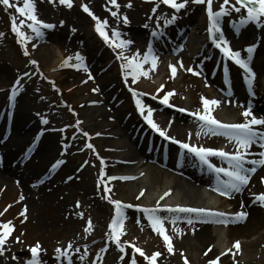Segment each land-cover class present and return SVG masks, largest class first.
<instances>
[{
  "label": "rangeland",
  "instance_id": "1",
  "mask_svg": "<svg viewBox=\"0 0 264 264\" xmlns=\"http://www.w3.org/2000/svg\"><path fill=\"white\" fill-rule=\"evenodd\" d=\"M156 1L117 0L120 5L117 9L109 3V0H72L71 8L61 4L59 0H33L37 18L43 24L52 25L47 30L39 26L41 32L39 36L27 26L32 21L16 11V6H23V0H10L13 5L11 7L0 4V33H3V38H0V89L8 88L11 83H16L20 79L15 88L18 91V98L28 105V118L37 119L32 136L38 132L51 136V144L48 146L51 145V149H54L52 155H55L56 162L65 160L66 154L73 152L70 160L76 174V176L71 174L74 179L71 184H68L67 190H59L54 185L53 189L57 191V194L48 198L46 193L51 191V186L43 188L47 190L42 193L38 188V194L33 197L31 206L27 207L24 200L18 197L13 202V218L3 220L1 217L4 214L1 215L0 222L12 221L14 230L3 245L0 264H26L31 256L30 246H34L37 242L41 245L39 258L43 264H67L64 263V259L69 256L73 258L71 264H91L92 254L105 243L106 233L110 231L108 225L113 212L115 213V205L111 203V200H119L122 204L133 207L123 208L125 219L121 240L136 243L148 256L154 252H163L156 259V264H185V258L188 264H208L205 261L213 260L205 257L195 258V252L200 247L199 236L204 230L205 223L209 224L213 235L221 234L218 242L222 243L223 248L220 253L218 251L217 257L231 250V246L228 245L230 238L227 236V223L218 222L225 217L197 216L187 213L158 214L166 218L164 220L165 234L170 236L174 249L173 253H169L163 238L156 237L158 233H150L138 213L134 212L135 208L152 207L157 201L161 205H175L172 194L185 188L198 189L207 195L206 188L202 190L199 188L203 185L204 171L201 166L196 165L197 163L172 160L163 164L159 160V164L148 161L147 165H142L148 154L159 159V150L154 145L152 148L148 147L144 141L138 145L125 134L130 125L129 121L124 122V119L135 113L132 109H128L127 105L136 104V99L141 101L145 109L143 113L138 111V114L144 116L149 108L152 109L151 119L169 137L197 147L211 149L220 147L218 149L229 153L234 152L237 147L235 141L231 140L226 144L218 134L213 135L208 132L206 126L202 128L201 122L197 119L176 117L175 113L169 111L163 113L155 103L153 105V102H147V97L160 99L171 92L172 95L168 99L171 106L205 114L201 98H206L204 94L209 93L210 90L204 91V85L198 81V78L205 79L208 74L204 71L206 69L209 71V66H200L201 74L194 69L185 75V67L190 64L187 65L180 56H175L176 53L167 54L163 56V59L161 57L157 59L159 63H156L155 68L150 61L141 63L142 70L147 71L148 76H140L136 83H132L133 77L130 74L132 69L123 68L122 65L126 61L117 58L120 49L105 43L103 37H97L95 35L96 21L93 20L92 23L80 9L82 4H86L101 21L107 20L105 31L109 36L113 30H116L120 33V39L131 41L123 49L124 54L132 57L139 53L137 62H140L146 52L144 49L148 48L147 40L170 36L175 38L174 31L178 26L180 27L181 23L188 25V22L192 21L193 25L201 31L206 26L203 10L206 4H196L188 0L185 6L186 16L182 12L175 16L174 12H170L172 9L166 11L160 9ZM129 2L131 7H127ZM222 3L223 0H213V10H219ZM234 4L235 0H230L225 7L231 9ZM236 6L239 7V5ZM154 7L155 12H153ZM112 11L118 12V16H112ZM192 14L194 21L193 18L188 17ZM228 14L229 17L224 19L227 26L236 23V19L246 15V10L242 9L240 13L230 10ZM125 16L128 19L127 24L123 22ZM13 17L20 30L29 37L28 39L21 41L11 30ZM167 19H170L173 24L167 25ZM20 20H25L23 26L20 25ZM135 30L142 32V36L135 35ZM245 30L246 35L242 34L235 39L226 32L233 47L242 51L245 49L244 46L247 48L255 45L264 50V18H261L260 26L251 23L240 29L242 33ZM50 47L55 55L58 53L60 56L59 65H56V68H47L42 58L41 49ZM77 54L83 57L82 64L76 59ZM62 61L64 63L60 65ZM78 64L80 67H75ZM166 66H174L175 74H169ZM180 77H183L181 81L178 80ZM2 78L8 80L2 82ZM104 84L111 85V94L117 93V86H119L124 93L121 97L127 99V105L117 100L112 111L111 107L114 103L106 102L107 97L102 92ZM161 86V91L156 94ZM133 90L137 93L135 97ZM209 107L211 115L225 123L238 120L239 115H242L244 111V109H233L229 117H219L215 105ZM89 114L93 115V118L88 120L86 116ZM45 120L47 123L43 122ZM241 121L245 122V118ZM197 132L200 134L197 135ZM3 133L4 129L0 132V141ZM222 137L227 136L222 135ZM89 144L92 145L91 148L87 147ZM100 160H103L106 165L105 170ZM130 167L138 168L137 176L134 180L122 179L120 170ZM49 169L50 167L47 169L40 167L36 161L28 163L21 173L28 179L32 176L36 180L44 176ZM64 174L68 176V172L62 173L63 176ZM111 176L120 178L110 179ZM151 176L158 180L163 178L169 180L171 186L168 188L171 190V195L161 200L159 197L164 193L163 190L154 188L152 193L150 191L154 183L151 186L148 183L140 184L147 178L151 179L149 178ZM34 180L30 189L37 188ZM105 186L110 189L108 193L104 191ZM13 187L17 188V186H10L9 189ZM141 191L144 193L142 196ZM260 191L264 192V189ZM19 192L21 193V190ZM200 196L202 199L194 203V207L212 208L216 212L226 214L233 213L231 207L225 203V198L218 196L212 198L207 195L206 197L211 199L208 200L203 195L200 194ZM156 199L158 200L155 201ZM184 203L187 204V201ZM24 209H27L26 219L20 215ZM173 217H177L175 224L171 223ZM189 218L193 220L191 225L187 223ZM89 219H91L92 227L86 232L85 228ZM254 223L255 231L246 238H239L238 241L242 244L258 241L256 251L240 255L232 253L229 260L233 259L236 263L264 264V206L261 207V212L255 215ZM40 226L44 228H39ZM69 243L72 244L71 249H68ZM109 247L106 264H119L122 256L112 244H109ZM56 248L67 249V256L57 257Z\"/></svg>",
  "mask_w": 264,
  "mask_h": 264
},
{
  "label": "snow or ice",
  "instance_id": "2",
  "mask_svg": "<svg viewBox=\"0 0 264 264\" xmlns=\"http://www.w3.org/2000/svg\"><path fill=\"white\" fill-rule=\"evenodd\" d=\"M61 4H64L68 6L69 8L72 7V0H59ZM161 2L165 5L170 6L172 9H175L179 11L180 9L184 8L186 4L188 3V0H182V2H177V0H161ZM193 3L196 4H206V13L208 18V37L212 40L214 46L218 48L224 55L225 58L230 59L233 61L236 65H238L241 69L244 70L245 73L248 75L246 76V82L251 87L252 79L254 78L255 74L252 72L251 67L249 66V62L252 58V53L255 50V45H251L246 49V52L248 53L247 59L242 58L241 53L239 51H234L229 41L225 38L223 31L221 29L220 21L221 18L228 14L230 10H234L237 13H240L242 9L246 10V15L242 16L239 25L237 26V30L239 27H242L249 22H255L257 26H260L261 18H264V0H235V4L232 5L231 9L226 8L225 6L230 3V0H223V3L220 5L219 10L214 11L213 10V0H192ZM109 3L112 4L115 8H119L120 5L117 3V0H109ZM0 4H3L7 7L13 6L10 3V0H0ZM236 5H239L237 7ZM131 3L127 5V7H131ZM84 12L88 13L93 20L96 21L95 24V31L103 37L105 43L110 44V46H114L117 49H120V51L117 53V58L122 59L126 61L125 64L122 65L123 68H131L132 72L130 73L133 77L132 83H136V80L140 76L147 77L148 72L143 71L141 67V63H147L149 61V58H151V64L152 67L155 68L156 65V57L151 55V49L149 48L148 52H145L143 54V61L137 62L139 53L135 54L132 57L126 56L124 54L123 49L126 48L131 41H126L123 39H120V33L116 30H113L111 33V36L108 35V33L105 31V28L107 26V20L101 21L98 17L95 16L94 13L91 12L89 7L86 4L81 5ZM16 11L22 15L27 17V19L31 20L32 23L28 24L27 26L36 33L37 36L41 35L40 27L43 26L45 28H51L52 25L50 24H43L42 21H40L37 16L35 15V5L33 3V0H23V6H16ZM156 11V8H153V12ZM111 15L116 17L118 16V12L112 11ZM123 22L125 24L128 23V19L125 16L123 18ZM172 21L169 20L167 23H171ZM20 25L23 26L25 24V20H20ZM11 30L17 35V37L22 41L23 39H28L29 37L25 36V33L20 30V28L17 26L15 17L11 20ZM3 33H0V36H2ZM25 54H27L25 52ZM76 59L83 63V57H81L79 54L76 55ZM31 63H36L35 61H31ZM67 63V61H65ZM75 67H80V64L75 65ZM172 68L173 74H175V67L170 66ZM187 71H192L191 68L187 69ZM225 73H227V68H225ZM15 93H13L14 95ZM134 97L137 95L135 90H133ZM172 95V93H168L164 96L162 99V103L167 104L168 103V96ZM11 98V97H10ZM203 102V106L205 109V114H200L199 112L193 113L194 116L198 118L199 121H202L203 124L201 127H207L208 132H211L213 135L221 134L229 137L231 140L235 141L237 147L236 150L232 153L226 152L222 149L215 150L211 148H204V147H197L194 145H190L188 143H182L180 141H175L176 143L180 144V147L182 149H187L189 153L195 154L196 157L199 158V160L206 164L209 169H211L213 172L216 173L217 177L219 178L220 174H223L225 177H227L226 180L221 181L220 183L223 185L222 188H217L216 191H218L221 195L228 196L231 192H240L242 191V188L249 184V181L251 179V174L255 173L257 171V166H264V151H261L259 153V159H252L248 160V150L256 143H260V147L264 148V132L259 131L254 126H264V118H257L254 116L250 110V108L243 111L241 114L245 118L244 123H236V124H224L221 121L215 119L211 115V109L210 105H218L219 101L217 100H208L206 98H201ZM137 109L143 113L144 112V106L142 105L141 101L139 99L135 100ZM181 111H185L184 109H181ZM152 117V109H148L147 115L144 117L145 120L148 122V124L156 131L160 133L161 136H165L168 139H175L172 137H167L166 132L164 130H161L159 126L151 119ZM250 117V119H249ZM44 123H47V121H43ZM200 133L197 132V135ZM84 135H88L87 133H84ZM87 147L91 148L92 145H87ZM211 156H218L222 159L226 160L228 167H216L212 163H210L208 157ZM62 161H57L56 164H54L52 167H57ZM250 164L252 167H246L245 165ZM103 172V170H102ZM110 179H117V177H110ZM122 179H128L127 177H123ZM264 179V178H262ZM105 193H108L110 189L105 186L104 188ZM144 193L141 191L140 195L142 196ZM169 193L165 192L164 195L167 196ZM255 199L261 203L262 206H264V192L254 194ZM108 198V197H106ZM139 198V197H137ZM20 199H23V196L20 197ZM163 199V197H161ZM111 203L115 205V215L113 216L111 222L109 223L108 227L110 229L109 233H106L108 238L110 240H113L116 242L117 247L120 249L121 252L124 251L123 247L120 246L121 241L120 237L123 235V221L125 219L123 208L125 207H132V205H124L119 200H111ZM8 207H11L9 205ZM139 207V206H137ZM161 207H168L163 206L157 203L156 208L149 209L144 208L143 211L147 214V219L151 225V228L153 231L158 233L160 236H162L165 245L167 247V250L169 253H173V245L171 243L170 236L166 235V229L164 227V220L166 218L161 217L156 214L157 209ZM169 211L173 212H184V213H195L197 216H215L218 218H224L229 215L235 217V220L233 222L246 219L248 216L247 212L240 211L236 212L234 214H226L222 212H215L213 210L204 209V208H188V207H181L176 206L175 208L168 207ZM4 211H7V208L4 209ZM27 209H24L21 211L20 215L23 216L25 219L27 218L25 213ZM3 212H0V215H3ZM177 220V217H173L171 219V223L175 224ZM218 222L227 223L226 219H220ZM187 223L191 225L193 223V220L189 218L187 220ZM92 227L91 219L87 222V227L85 228V231H89ZM14 227L12 225V221L7 222H0V254L3 253V245L5 244L7 238L11 235L13 232ZM175 231H180L179 229H174ZM17 241H19V237H17ZM127 243V242H124ZM234 248L239 250V242H234L233 245ZM72 248V244H68V249ZM104 249H102L103 251ZM210 250V249H209ZM31 251V259L26 261V264H43V262L39 258V252L41 251V245L39 242H37L34 246H30ZM79 251V249H77ZM134 251L139 253L141 256L144 257L146 261H148V264H156V259L161 254L159 252H154L151 256L146 255L140 248L135 247ZM231 251V250H229ZM55 252L57 253V257L59 256H67V249H61L56 248ZM207 254V253H205ZM226 253H221V255H225ZM83 259V257H81ZM123 259V257H121ZM220 257H216L214 260H211L208 262V264H217ZM69 264H71V260H69ZM131 264H136L135 259L131 261ZM185 264H188L187 259L185 258Z\"/></svg>",
  "mask_w": 264,
  "mask_h": 264
},
{
  "label": "bare ground",
  "instance_id": "3",
  "mask_svg": "<svg viewBox=\"0 0 264 264\" xmlns=\"http://www.w3.org/2000/svg\"><path fill=\"white\" fill-rule=\"evenodd\" d=\"M246 32L247 31H244L242 33V31L237 30V28L232 27L230 35L232 37H237L239 34H244ZM141 33L142 32H140L139 30L134 31V34L137 35L138 37L142 36ZM50 49L51 47L41 49L42 56H43L42 58H43V61L47 64V68H54V67L56 68L57 67L56 65H58L59 63L60 56L58 53L55 55V52L53 53ZM239 77H242V75H239ZM239 77L238 75L232 77L231 82H230L235 87L233 88L235 89V91L234 92L232 91L234 98H236L238 91H240L238 89V85L244 84L243 77L241 79H239ZM233 78H236L239 81H237L236 79L233 80ZM257 78H258V74H256L252 80L254 84L257 87H259L257 83L258 81ZM7 80H8L7 78H2L1 81L6 82ZM109 88H110L109 84L103 85L102 92L106 94L107 99L108 97L112 96ZM9 91H10V88H3L0 91V111H2L4 107L5 100L12 103L10 98H7V96L9 95ZM218 101H219V104L215 105L216 109L218 110L217 116L229 117L233 113L232 111L235 108L233 106L234 104H232L230 99H218ZM260 102L261 101H259V103L256 104L255 102H252L251 100H249L248 104L246 105L253 107V110L255 111L254 112L255 114H253L254 116H256L257 118H264V113H261L262 110L259 109L257 111L256 109L257 108L256 105L260 104ZM263 110H264V106H263ZM14 114H16L17 116L15 118V121L11 120L12 122L10 123L9 128H6L5 119H3L0 116V132L3 129L2 124L4 122L5 129L3 133V138H7V142L0 143V148L6 149L5 153L0 158L3 161L0 163V212L4 213V216L1 217L0 215V217L3 218V220L4 219L8 220L9 218H13V215H14L13 214L14 213L13 202L16 201L18 197L23 196V200L25 201L27 206H31L32 204L31 201L33 197L37 195L39 191V190L30 189L28 182L25 183L26 180L20 178L18 175H16V177L18 180H20V183H17L14 177V168H17L19 165V155H20V152L23 146L26 145V147H30V145L33 144V142H31L32 134H33L31 133V128L35 127L37 123V119L28 118L29 109L27 107V104L23 103L20 100L16 101ZM91 114L87 115L86 119L89 120L90 118H93V115L91 116ZM257 127H258L257 129L264 130V126H257ZM48 144H51V136L49 134H44L40 145L32 151V155L30 157L29 162L31 163V162L37 161L40 167H43L46 169L49 168L51 164L55 163V162L52 163V161L55 159V155H52L51 152L45 148ZM261 151L262 149L258 148V143L254 144L248 150L251 160L259 159L260 158L259 153ZM73 154H74L73 152H68V154H66V159L61 164H59L60 165V168H59L60 170L58 172L59 174L56 175V180L55 182H53L56 184L59 190L68 189V187L63 188L65 186V183L60 178L62 176V173L68 172L69 175L72 174L76 176L75 168L73 167L72 161L70 160ZM155 162L156 161H154V163ZM225 164L226 162H221V166H224ZM2 165H5L6 167L2 168ZM142 165H147V163L144 162ZM137 169L136 167H130V168H124V169H121V170L119 169V170L121 172L122 178L127 177L128 179H125V180H131V179L134 180L135 176H137L136 175ZM149 178L151 179L147 178L140 184L148 183L151 186V184L154 183L153 187L152 186L150 187L151 193L153 192L152 189L156 188V189L163 190L164 193L168 192L171 195V190L170 188H168L171 186V182H169V180H167L166 178L158 180L157 178L152 177V176ZM262 178H264V166H261V169L256 172L253 178L250 179L249 184L242 188V191L231 192L228 195V201L230 205L232 206L233 214L236 212L244 211L248 213V216L246 219L239 220L236 222H233L235 220V217L233 216L226 217L227 221L230 219V221H228L227 223L228 224L227 236H229L230 238V242L228 245L231 246V251L223 252L226 254L219 256L220 259L217 262V264H249V263H241V262L236 263L235 260L233 259L229 260L228 258L230 255H232V253H237V255H240V254H247V253L256 251V248L259 245L258 241L244 242L243 244L239 243L240 245L239 250L234 248L233 245H234V242L238 241L239 238H242V237L246 238L255 231L254 230L255 229V223H254L255 215L258 214V211L261 208L258 206L259 201L251 204L249 201V197L255 198L254 194L260 193L258 187L259 185L264 183V179ZM16 184H17V188L13 187V189H9L10 186L11 187L16 186ZM51 185H52V182L43 183L40 187L41 193L47 190V189L44 190L43 188L45 187L48 188ZM205 186H207L209 189H213L214 187L217 188V186H215V184L211 182H207ZM19 190H21V193L19 192ZM46 194H48L47 196L48 198H52L57 194V191L55 189H51V191L49 190V192ZM200 194L203 195L205 199L211 200L207 198L206 196L208 195L210 197L212 193L209 192L206 195L204 191H200L198 189H191V188H185V189H182L181 191L178 190L172 194V197L175 203H179V204L181 203L185 207H190L189 205L192 206L194 205V203L202 199V196H200ZM168 196L169 194L167 196L162 195L161 197L165 199ZM125 199L128 200L129 198L125 197ZM158 199H156L155 201H157ZM184 201H187V204L184 203ZM9 205H11V207H8ZM5 208H7V211H4ZM39 228L43 229L44 226H40ZM220 239H221V234L213 235V232L209 224L205 223L204 230L202 231L201 235L199 236V240H198L200 251L197 250L195 252V258L202 259L203 257H205V258H210L214 260L218 255L217 254L218 251L220 253L221 249L223 248L222 243L218 242L220 241ZM205 262H209V261H205Z\"/></svg>",
  "mask_w": 264,
  "mask_h": 264
}]
</instances>
